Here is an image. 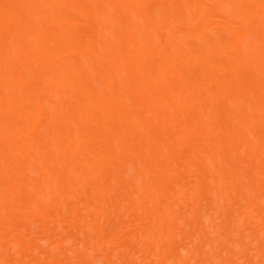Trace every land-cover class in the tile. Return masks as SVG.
<instances>
[{
	"label": "bare ground",
	"instance_id": "bare-ground-1",
	"mask_svg": "<svg viewBox=\"0 0 264 264\" xmlns=\"http://www.w3.org/2000/svg\"><path fill=\"white\" fill-rule=\"evenodd\" d=\"M261 190L264 0H0V264H33L38 241L48 264H115L126 230L128 260L230 264L171 244L193 222L236 260L264 240ZM70 243L86 254L61 263Z\"/></svg>",
	"mask_w": 264,
	"mask_h": 264
},
{
	"label": "rangeland",
	"instance_id": "rangeland-1",
	"mask_svg": "<svg viewBox=\"0 0 264 264\" xmlns=\"http://www.w3.org/2000/svg\"><path fill=\"white\" fill-rule=\"evenodd\" d=\"M218 58H220V57H219V56H218V57L215 56V59H218ZM246 180H247V179H246ZM240 185H241V184H237V185H236L238 191H239V189H242V186H240ZM209 191H210V190H208V191L205 190V191L202 193L201 197H200L199 205H200V209H202V210L199 209L200 211H203V207H202L203 204H204V208H205L204 211H206L207 209L209 210L210 207H213V205L215 204V203L212 204L214 201L211 200V193L209 194V193H208ZM210 192H211V191H210ZM207 193H208V194H207ZM261 193H262V195L264 196V190H263V191H262V190L260 191V195H259V196H261ZM205 194H206V195H205ZM207 196H208V197H207ZM263 196H261V197H263ZM205 198H206V200H205ZM209 199H210V201H208ZM204 200H205L206 202H205ZM202 201H204V202H202ZM205 204H207V205L205 206ZM211 204H212V205H211ZM259 205H260V206H259ZM259 205L257 204L256 207H253V208H252V211L255 210L254 212H256L258 215H261L262 217H264V214H263V211H264V205H262V204H259ZM260 207H261V209H259ZM235 209L240 210V208H239V207L236 208V206L233 208V210H235ZM262 209H263V210H262ZM204 211H203V212H204ZM261 211H262V212H261ZM203 212H202V213H203ZM231 212H232V211H231ZM220 216H222V215L214 216V217H213V220H214V219H218V217H220ZM228 218H229L230 220H232V219H231V216H230L229 214H228L225 218H223V219H222L221 217L219 218V219H221V220H220L221 222H220V223H217V226H218V225L220 226L219 228H217V233L219 234L218 239H219L220 237L223 236V234L227 231V230H226L227 227H230L231 224H232L231 221L227 220ZM121 219H122V216H120V220H121ZM225 219H226V220H225ZM135 221H136V220H134V219L131 220V221H130V219H129V222H131V223H134ZM217 221H219V220H215V222H217ZM117 222H118V221L116 220V218L112 217V218L108 219V222H106V223H108V226L112 227V226L115 225ZM224 222H225V223H224ZM223 223H224V225H225V224H226V225L224 226ZM248 223H250L251 225H254V224H252L253 222H247V223L243 224V225H246V226L243 227V225H242V226L240 227L241 229H238V230H237L238 233H240L239 235H241V236H242V235H244V236H246V235H247V236H250V234H252V233L254 232V230H255V226H251V227H250V224H248ZM228 224H229V225H228ZM49 225H50L51 228H52V227H53V228L55 227V225H51V224H49ZM193 225H194V223L191 222V229L188 230L189 232L187 231L186 234H185V236L183 235L182 238H180V239H178L177 241H175L176 243L179 242L180 244L178 243V244H176V246H175V244H174L175 242H173V243L171 244V245H172V250L175 251V253H176V252H182L184 249L186 250V248L189 246V243H191V244L193 243V246H194L195 248H198V249L200 250V252H202L201 249H204V246H205V247H208V245L210 244L211 247H213V248L215 247V248H214L215 251L218 250V252H217V256H220V255H221L222 257L220 256V258H221L222 261H224V262H228V261L230 262V261H231L232 263L235 264V262H236V264H237V262H239V259H240V260H243V261H241L243 264H245L244 262H245L246 260H247V263H246V264H250V262H252V264H254V263L256 264L257 262H258L257 264H261V263L263 262L262 264H264V259H263L264 255H263L262 259L259 258V257L257 256L258 259H256L255 262L251 261V259H247V257L249 258L250 255H252L253 258H256V257H254V255L256 256L257 253H254V252L251 251V250H254V248L256 249L257 247H258V248H262V247L264 248V240H263L262 242H259V244H258V242H256V243H255V246H256V247H255V246H252L253 242H255V241H253L251 245L246 246V247H243V249L238 250L237 252H235V253H234V258H235L236 256H237V257H236V260H234L233 257H232V256H233V255H232L233 253H232V251H231V249H233V248H230V247H231V246H230L231 244H229L230 241H229L228 243H227V242L224 243L223 239H222V240L219 239V241H218V243H217V246H216V245H214L215 243L213 244V242L210 241V240H211V238H212V239H213V238H214V239H217V237H216V236H215V237H210V236H208V235H205V236H204L205 238H204V237H201V238L199 239V241L196 240L197 243H195V242L193 241L194 238L192 239V237L190 238L191 241H187V240H185V239L190 240L189 237L191 236V234H192V232H193V230H194L195 228L198 230V228H197L195 225H194V228L192 229ZM248 225H249V226H248ZM222 226H223V227H222ZM226 226H227V227H226ZM221 227H222V229H221ZM242 227H243V228H242ZM53 228H52V229H53ZM52 229H51V231L54 230V229H53V230H52ZM65 229L68 231L67 234H66V238H65V239H67L68 243H67V242H66V243L69 244L70 240H71V242H72L73 239H75V240H77V241L79 240V242H74V241H73L74 244H75L77 247H79V246H80V245H79V244H80V241H82L83 237L81 238V236L79 235V233H78L76 230H75V231H74L73 229L70 230V229H68L67 227H65ZM65 229H64V230H65ZM248 229H249L251 232H247V231H249ZM251 229H252V230H251ZM219 230H220V232H219ZM185 231H186V230H185ZM245 231H246L247 234H245ZM222 232H223V234H222ZM34 233H35V234H34ZM34 233H33V238H34V242H35V241H38L39 236L36 235V234H38V233H36V231H34ZM190 233H191V234H190ZM71 234H73V235H71ZM76 234H77V235H76ZM127 234L130 236L132 233H131V231L126 230L124 233L121 234V236H120L119 239H118V241H119L121 237H122V238H125V239L120 240V243H119V242H118V243L121 244V245H124V244L128 243V244L124 245L125 248L128 250V251H127V254H125L126 252H123L122 255H121V258H119L120 260H121V259H122V260L120 261V260L118 259L119 262L116 260V261L114 262L115 264H120V262H121V264H124L125 262H127L126 264H133V263H135V262H136L135 264H139V263H140V259H138V258H140L141 255H139V253H136V252H134V254H133V252H132V251H133V248H134V249H135V248L137 249L138 246H137L136 243L131 242L129 239H126V238L128 237ZM188 234H189L190 236H189ZM218 234H217V235H218ZM248 234H249V235H248ZM125 235H126L127 237H126ZM69 237H70V238L73 237V239H70ZM37 238H38V239H37ZM68 238H69V239H68ZM203 238H204V239H203ZM35 239H37V240H35ZM181 239H182V243H181ZM201 239H203V240H202L203 243H201V241H200ZM209 239H210V240H209ZM123 240H125V241H123ZM194 240H195V239H194ZM208 240H209V241H208ZM122 241H123V242H122ZM129 242H131V244H129ZM38 243H40V242H39V241H38L37 243L35 242L34 245H32V248H31V249H33L32 251H34L36 254H35V253L33 254V258H31L30 261H31V260H32V261L35 260V261H36V263H35V261H34L35 264H39V263H42V264H43V263H44V264H48V263H47L48 257H49V256L51 257L53 250L50 249L49 244H46V245H44L43 247H42V246H41V247H37V246H35V244H38ZM207 243H208V244H207ZM43 244H44V243H43ZM70 244H71L70 246H69V245H65V248H63V249H65L67 252H66V251L63 252L62 249H61L60 252H59V256L62 255V254L64 255V253H65V255L67 256V257H66V256H61V257L59 258V260H60L61 263H64V262L69 261V259H71V256H73V257L76 258L77 255H79L77 258L80 259L79 257H81V256L84 257L85 254H86V253L83 252V251H78V250H77V252H78L79 254L76 252V250L73 251V249L76 248V247L74 246L73 243H70ZM184 244H185V245H184ZM200 244H201V245H200ZM206 244H207V245H206ZM248 244H250V243H248ZM248 244H246V245H248ZM257 244H258V245H257ZM38 245H39V244H38ZM210 245H209L208 248H209L210 251H211V247H210ZM219 245H221V247H220ZM34 246H35L36 248H35ZM68 246H69V248H68ZM72 246H73V249L71 250ZM197 246H198V247H197ZM202 246H203V247H202ZM261 246H262V247H261ZM33 247H34L35 249L38 248V249H37L38 251L36 252V251L34 250ZM128 247H129V248H128ZM130 247H131L132 249H131ZM175 247H176V249H179V247H181L180 249H182V248H183V249H182V250L179 249V250L176 251ZM46 248H47V249L49 248V249L44 251L43 249H46ZM76 249H77V248H76ZM209 249H206V248L204 249V251H206V254H208V253L210 252ZM220 249H221V250H220ZM226 249H227V250H226ZM247 249H248V251H246ZM0 250H2V249L0 248ZM110 250H111V251H109V252L107 251V252H108L107 254H109V253L112 252V249H110ZM223 250H226V253H225V254H223V253L225 252V251H223ZM229 250H230V251H229ZM51 251H52V252H51ZM68 251H70V252L73 251V252H71V253L69 252V254H73V253H75V252H76L77 254H75V255H69V254H68ZM134 251H135V250H134ZM243 251H244V253H246V254L241 253V252H243ZM255 251H256V250H255ZM3 252H4V251H2V253H3ZM62 252H63V253H62ZM80 252H82V253H80ZM131 252H132L133 255L138 254V256L135 255V256H137L138 258H137V257L135 258V256H133V259H132V260H128L127 257H128V255H131ZM183 252H184V251H183ZM227 252H228V253L230 252L229 254H231V255L228 256L229 254H227ZM40 253H41V254H40ZM43 253H44V254H43ZM240 253H241V254H240ZM250 253H251V254H250ZM42 254H43V256H42ZM206 254H205V252H204V253L202 252V256H203V255H206ZM235 254H236V256H235ZM237 254L239 255V257H238ZM36 255H39V256H37L39 260H38L37 258H36L37 260L35 259ZM244 255H245V258H243ZM41 256H42V257H41ZM96 256H99V254H94V255H93V257H95V259H96ZM170 256H171L170 254L167 255V256H166V259H167V258H170V259H171L172 257H170ZM246 256H247V257H246ZM39 257H40V258H44V259L47 258L46 262H45V260H44V261H41ZM50 257H49V258H50ZM69 257H70V258H69ZM83 257H81V258H83ZM226 257H227V258H226ZM77 258H76V259H77ZM98 258H100V257H97V259H98ZM203 258H204V259H203L204 261H202V259H199V261L202 262V264H205V261H206V263H207V261H208V260H207V257H206V256H203ZM229 258H230V259H229ZM241 258H243V259H241ZM33 259H34V260H33ZM63 259H66V261H65V260L63 261ZM78 259H77V260H78ZM123 259H124V260H123ZM135 259H137V260H139V261H136ZM144 259L146 260V258H144V257L141 258V263H140V264H153V262H152V261H149L148 258H147L148 260H146V261H145ZM223 259H225V260H223ZM167 260H168V261H167V264H170V263H168L170 260H169V259H167ZM248 260H250V261H248ZM252 260H253V259H252ZM40 261H41V262H40ZM143 261H144V263H142ZM147 261H148L149 263H147ZM165 261H166V260H165ZM165 261H164V262H165ZM199 261H198V262H199ZM198 262H197V263H198ZM200 262H199V263H200ZM229 262H228V263H229ZM231 262H230V264H231ZM241 262H239L238 264H240ZM259 262H260V263H259ZM31 263H33V262H31ZM34 263H33V264H34ZM107 264H113V262H110V263H107ZM161 264H163V263H161ZM164 264H165V263H164ZM207 264H208V263H207Z\"/></svg>",
	"mask_w": 264,
	"mask_h": 264
}]
</instances>
